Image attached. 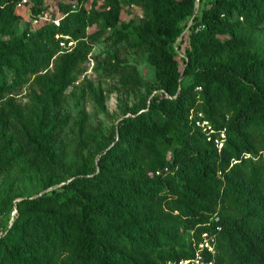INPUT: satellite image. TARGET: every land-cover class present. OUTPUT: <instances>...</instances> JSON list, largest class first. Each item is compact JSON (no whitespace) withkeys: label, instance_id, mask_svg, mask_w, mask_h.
<instances>
[{"label":"trees","instance_id":"trees-1","mask_svg":"<svg viewBox=\"0 0 264 264\" xmlns=\"http://www.w3.org/2000/svg\"><path fill=\"white\" fill-rule=\"evenodd\" d=\"M19 1L0 0V264H175L205 234L202 262L264 264V0H212L199 16L202 0H60L59 25L21 33ZM46 1L30 0L32 18ZM109 31L146 54L154 81L136 90L137 71L123 74L138 102L68 166L67 92ZM90 94L106 111L103 90ZM78 119L82 134L84 108Z\"/></svg>","mask_w":264,"mask_h":264},{"label":"rangeland","instance_id":"rangeland-1","mask_svg":"<svg viewBox=\"0 0 264 264\" xmlns=\"http://www.w3.org/2000/svg\"><path fill=\"white\" fill-rule=\"evenodd\" d=\"M60 0H47V9L44 11L48 14L51 20H60L61 14L58 10V3ZM212 0H202L196 12V16H199L205 6H207ZM102 1L99 0V3ZM17 13L22 15L23 21L18 26V31L21 33L25 28L30 27L36 29L37 27L32 25L31 6L18 9ZM56 16V19L53 18ZM142 13L135 7L132 9H125L123 13V20L128 21L132 18L141 17ZM48 23V22H47ZM193 23L192 20H188L184 23V37L187 36L189 29ZM88 33L96 31V27L92 26L88 28ZM111 31L107 35L101 38L100 42L95 44L93 55L97 57L92 59L83 66L80 67L77 75V83L71 87L67 92L65 109L70 114V125L65 130L63 135L62 145L67 153V165L72 166L76 159V151L80 148L78 146L79 141H82L85 145L89 143V139L96 136L99 140L104 137H110L113 128L117 124L118 120L122 117L121 105H132L138 102L137 93H135V87L131 85L129 91L124 90L121 78L123 74L131 75L135 70L142 79V86H138L136 90H144V87L154 81V69L148 63L146 54L138 49L132 47L131 43L122 44L120 47L112 46L111 42L105 41L108 38ZM179 48V60L183 67L184 49L186 46V39H179L177 42ZM107 53H117L118 60L112 65H109L107 70L104 68L106 62L104 58ZM109 73L106 74V72ZM145 85V86H144ZM91 88L102 89L106 98L105 105L106 111H101L98 107L97 101L90 94ZM82 91H85L87 96L78 103V97ZM26 102V100H22ZM85 109L88 116V122L84 133L80 134L79 131V119L78 113L81 109ZM22 191L26 196H33L39 193V187L36 183H29L24 185ZM42 194V193H40ZM200 247V246H198ZM197 253L201 252L197 250Z\"/></svg>","mask_w":264,"mask_h":264},{"label":"built area","instance_id":"built-area-1","mask_svg":"<svg viewBox=\"0 0 264 264\" xmlns=\"http://www.w3.org/2000/svg\"><path fill=\"white\" fill-rule=\"evenodd\" d=\"M102 2H104L105 0H101ZM31 3L30 0H20L18 5H17V9H22V8H26V7H30ZM75 8V7H74ZM55 22L56 25H59V21L58 20H51L48 16L47 13H45L44 11L42 13H40L39 15H37L36 17L32 18V25L35 27H40L42 26L44 23L46 22ZM60 36H57V38H59ZM62 45H65V43H62ZM75 46V42H69L67 47L69 48H73ZM205 125H208V123H204ZM167 170V169H166ZM157 174H160V171L157 172ZM17 211L14 210L12 212V219L16 216ZM2 234V231L0 230V235ZM203 238L205 239L203 243L200 244V252L201 249L207 248L210 252H213L214 248L212 246V244H210L209 242V236L207 234L203 235ZM212 241H214V239H211ZM175 264H207L202 262V256L201 253L197 254V257L195 259H191V260H182L179 263H175Z\"/></svg>","mask_w":264,"mask_h":264},{"label":"water","instance_id":"water-1","mask_svg":"<svg viewBox=\"0 0 264 264\" xmlns=\"http://www.w3.org/2000/svg\"><path fill=\"white\" fill-rule=\"evenodd\" d=\"M51 190V189H50Z\"/></svg>","mask_w":264,"mask_h":264}]
</instances>
